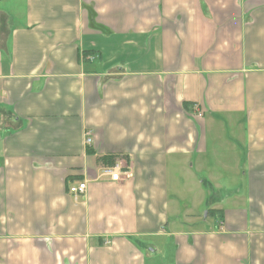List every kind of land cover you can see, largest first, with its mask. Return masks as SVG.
I'll use <instances>...</instances> for the list:
<instances>
[{"label": "crops", "instance_id": "0c3cea01", "mask_svg": "<svg viewBox=\"0 0 264 264\" xmlns=\"http://www.w3.org/2000/svg\"><path fill=\"white\" fill-rule=\"evenodd\" d=\"M162 260L264 264V0H0V264Z\"/></svg>", "mask_w": 264, "mask_h": 264}, {"label": "built area", "instance_id": "2783aa9c", "mask_svg": "<svg viewBox=\"0 0 264 264\" xmlns=\"http://www.w3.org/2000/svg\"><path fill=\"white\" fill-rule=\"evenodd\" d=\"M86 145H90L92 143V139L90 133H87L85 139ZM121 162H117L114 166L106 167L102 170V175L111 178L113 182H120L123 178H129L134 176L133 170L129 168ZM87 182H81L76 186H72L69 189V192L75 197L84 196L87 192Z\"/></svg>", "mask_w": 264, "mask_h": 264}, {"label": "rangeland", "instance_id": "374dc122", "mask_svg": "<svg viewBox=\"0 0 264 264\" xmlns=\"http://www.w3.org/2000/svg\"><path fill=\"white\" fill-rule=\"evenodd\" d=\"M214 157H215V154L208 156L207 159L209 161H208L207 167L208 166L209 167L210 166H214L215 168L214 169H211V170L216 175L217 174H221V176H224L225 180L233 183L234 175L231 173V169L233 167L234 160L233 159H225V160H222V159H217V158H214ZM197 177L203 179V178H208L209 176L207 174H204V173H198L197 174ZM189 199H190V201H193L192 195L189 196ZM175 201H177V200H175ZM178 203L181 206V204H182L181 201L178 200ZM184 204H185V202H184ZM178 210H179V212H180V214L182 216H184L185 214H189V211L187 209L179 208ZM205 214H206V211L204 212V216H205ZM179 216L180 215H178V217ZM172 220L173 221H177L178 218L176 216H173L172 215ZM148 264H153V262L148 263ZM159 264H166V260L160 261Z\"/></svg>", "mask_w": 264, "mask_h": 264}, {"label": "trees", "instance_id": "16d2710c", "mask_svg": "<svg viewBox=\"0 0 264 264\" xmlns=\"http://www.w3.org/2000/svg\"><path fill=\"white\" fill-rule=\"evenodd\" d=\"M113 165V164H112Z\"/></svg>", "mask_w": 264, "mask_h": 264}]
</instances>
